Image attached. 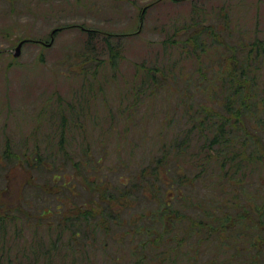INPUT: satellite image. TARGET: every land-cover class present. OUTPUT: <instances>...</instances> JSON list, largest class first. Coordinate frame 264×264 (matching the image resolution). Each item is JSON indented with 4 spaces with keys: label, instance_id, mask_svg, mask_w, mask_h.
Returning a JSON list of instances; mask_svg holds the SVG:
<instances>
[{
    "label": "trees",
    "instance_id": "trees-1",
    "mask_svg": "<svg viewBox=\"0 0 264 264\" xmlns=\"http://www.w3.org/2000/svg\"><path fill=\"white\" fill-rule=\"evenodd\" d=\"M158 2L144 4L141 15ZM199 19H190L189 26L198 25ZM78 25L88 30L86 49H96L92 38L103 36L102 47L108 50L116 74L120 43L109 36L128 33ZM208 28L200 25L187 40L175 42L191 46L187 56L197 60L200 82L187 77L177 63H142L136 65L132 81L121 88V116L110 114V121L121 123L116 134L121 138V156L117 157L123 173L117 181L112 179L111 163H105L108 135L101 133L100 140L91 136L86 98L78 102L61 99L60 115L52 114L45 122L44 150L36 144L13 151L7 140L1 160L15 159L13 166L25 165L29 170L54 166L51 187L61 180L81 199L67 207L61 194L51 191L46 182L38 188L42 195H56L55 207L46 196L42 203L31 205L36 211L27 201L0 213V264H95L92 247L98 244L109 252L107 260L112 264H183L185 256L196 260L205 248L214 253L205 264H264V80L260 66L252 67L253 59H264V38L235 43L242 48L239 53L235 48L231 53L220 51V65H214L213 77L206 78L209 65H199L208 54L204 39L211 36L223 43L214 26L210 25V32ZM52 42L45 43L50 46ZM173 78L184 83L179 91L162 84ZM161 87L170 90L172 100L166 109L172 107L165 113L166 125L158 124L161 140L157 142L155 135L147 134L146 125L149 120H159L167 98ZM175 122L178 125L169 128ZM94 151L100 155L95 157ZM70 167L74 180L67 179ZM28 183L31 185L30 180ZM48 216L55 218L47 220ZM196 226L199 230L206 227L207 233L203 231L196 239L195 253L187 249L178 257L173 255L165 242L177 241L179 231L187 235ZM25 230L32 233L20 245L17 240L25 236ZM216 255H222L221 260Z\"/></svg>",
    "mask_w": 264,
    "mask_h": 264
},
{
    "label": "rangeland",
    "instance_id": "rangeland-1",
    "mask_svg": "<svg viewBox=\"0 0 264 264\" xmlns=\"http://www.w3.org/2000/svg\"><path fill=\"white\" fill-rule=\"evenodd\" d=\"M151 1L153 0H0V155L7 149L8 139L12 150L34 148L36 144L44 150L45 122H48L47 119L52 114L60 115L61 99L78 102L79 99L86 98L89 100V107L85 112L89 117L87 125L92 130L91 136L100 140L101 133L103 136L108 135L106 142L108 141L109 156L105 163H111L112 179L117 181L123 173L121 160L117 157L121 156V138L116 134L117 130H121V123H118V119L110 121V114L121 116V88H125L127 80L132 81L137 64L151 66L177 63L179 70L185 72L187 77L200 82L197 80L201 76L196 71L197 60L187 56L191 46L189 43L182 46L176 44V41L184 42L200 25L209 27V32L210 25L214 26L223 43L211 36L205 38L204 46L208 54L199 62V65H209V70L205 72L206 78H212L213 66L220 65V51L226 54L235 48L239 53L242 48L235 47V43L252 41L257 36L264 38V0H157L158 4L152 6L143 17V5ZM194 17L195 20L200 18L199 24L189 26L188 21ZM83 23L105 31L128 33L126 36H109L113 42L120 43L116 74H113L108 50L102 47L103 36L96 35L92 38V43L98 45L96 49H86L88 30L77 27ZM64 25L73 27L64 28ZM59 26L61 30L53 32ZM21 37L29 40L16 55ZM41 41L53 42L48 46ZM165 43L167 47L164 46ZM252 62V67L260 66V78L263 81L264 59H253ZM169 77L172 76L169 74ZM205 81L211 82L212 79ZM162 84L176 88L177 91L184 87V83L177 82L174 78L172 82L167 79ZM150 86L152 85L148 84ZM160 90L162 96L167 98L161 114L159 113V120H149L146 125L149 127L147 134L155 135L157 142L161 140L158 124L166 125L164 116L172 107L171 104L166 109L168 102L172 100L168 97L170 90L166 87H161ZM75 109L78 110V106ZM157 112L155 110L154 114ZM110 125L114 129L112 134ZM177 125L175 122L169 128ZM97 126H100L101 132ZM77 144L82 143L77 141ZM137 152L139 155L141 150L138 149ZM129 154L126 152V157ZM98 155L99 152L94 151V156ZM0 162V213L16 209L17 205H24L27 201L36 211V207L31 205L42 203L46 196L55 207V201H59L56 195H42L43 191L39 189L46 182L51 187L54 166L50 169L29 170L25 165L13 166L15 159H2ZM108 171L107 166L105 173ZM73 174L74 169L70 167L67 179L74 180ZM77 179L80 180V177ZM210 179V184H214L213 179ZM210 184L209 181L204 182L206 188H210ZM50 190L61 194L60 199L66 200L67 207L80 202L81 195L74 196L72 191L63 186L61 180H57L56 186ZM156 214L159 215V212L156 211ZM54 218L46 217L47 220ZM35 223L36 220L32 223V232ZM203 231L207 233L206 227L202 230L198 226L190 228L187 235L179 231L178 240H167L165 245L171 247V253H176V257L187 249L194 254V243L203 236ZM32 232L25 230V236L17 240L18 244L21 245L23 238H28ZM92 249L94 253L91 260L95 264H112L107 260L109 252L104 247L98 244ZM213 256L214 253L205 248L196 260L185 256L183 264H205ZM216 257L221 260L222 255Z\"/></svg>",
    "mask_w": 264,
    "mask_h": 264
},
{
    "label": "water",
    "instance_id": "water-1",
    "mask_svg": "<svg viewBox=\"0 0 264 264\" xmlns=\"http://www.w3.org/2000/svg\"><path fill=\"white\" fill-rule=\"evenodd\" d=\"M23 43H24V40H22V41L19 43V45L17 46V48H16V52H15L16 55H18V54L20 53V48H21V46H22Z\"/></svg>",
    "mask_w": 264,
    "mask_h": 264
}]
</instances>
